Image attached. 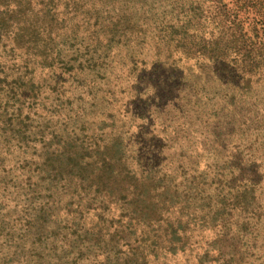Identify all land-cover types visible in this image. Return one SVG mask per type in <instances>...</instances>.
Listing matches in <instances>:
<instances>
[{
	"label": "rangeland",
	"instance_id": "obj_1",
	"mask_svg": "<svg viewBox=\"0 0 264 264\" xmlns=\"http://www.w3.org/2000/svg\"><path fill=\"white\" fill-rule=\"evenodd\" d=\"M172 3L0 0V264H264V69Z\"/></svg>",
	"mask_w": 264,
	"mask_h": 264
},
{
	"label": "trees",
	"instance_id": "obj_2",
	"mask_svg": "<svg viewBox=\"0 0 264 264\" xmlns=\"http://www.w3.org/2000/svg\"><path fill=\"white\" fill-rule=\"evenodd\" d=\"M172 2L171 10L176 14L173 28L180 30L175 33L178 34L176 39L189 58H202L215 63L228 62L249 80L264 69V0ZM135 22L145 21L139 19ZM110 162L105 160L99 163L103 172L108 170ZM127 177L124 179H130ZM140 179L146 182L145 177ZM114 182L125 181L118 179ZM138 190L139 187H135L132 190L122 189L118 193L126 199H134L136 195L143 200L149 198L150 192L139 194ZM38 258L42 259L41 256Z\"/></svg>",
	"mask_w": 264,
	"mask_h": 264
}]
</instances>
